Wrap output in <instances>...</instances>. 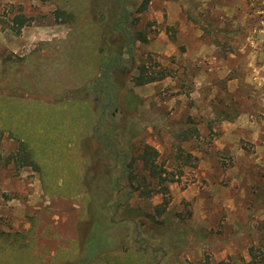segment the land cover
Segmentation results:
<instances>
[{
  "label": "rangeland",
  "instance_id": "obj_1",
  "mask_svg": "<svg viewBox=\"0 0 264 264\" xmlns=\"http://www.w3.org/2000/svg\"><path fill=\"white\" fill-rule=\"evenodd\" d=\"M143 1L0 0V264H70L80 241L109 245L97 219L84 237L97 189L116 237L93 264H264V0ZM66 26L57 65L20 62ZM139 64L152 82L133 84ZM95 65L80 146L93 115L76 85ZM144 144L157 179L134 160Z\"/></svg>",
  "mask_w": 264,
  "mask_h": 264
},
{
  "label": "trees",
  "instance_id": "obj_2",
  "mask_svg": "<svg viewBox=\"0 0 264 264\" xmlns=\"http://www.w3.org/2000/svg\"><path fill=\"white\" fill-rule=\"evenodd\" d=\"M148 1L149 0H144L142 2V4L140 5V8H139V11H141L145 8ZM18 17H20V16H18ZM23 22H24V18L21 17V19L19 20V24L22 25ZM116 23L118 24L119 22L117 21ZM135 38H137V37L135 36L133 39H135ZM141 40L145 41L146 37L145 36L141 37ZM138 69H139V73L136 76H133L131 78V81L133 82L134 85H144V84L150 83L154 80V78L152 76V72L148 70V68L145 64H139ZM184 136H186V135H184ZM158 155H159V153L156 150V148H154L153 146H151L149 144H144L142 146V148L140 149V152L138 153L137 157L134 160L138 159L142 163V166L147 171H149L150 176L153 179H157L158 177H160L161 173L163 172L162 168L156 163ZM27 159H28V156L24 152L22 162L23 163H31V161L27 160ZM128 174H129L128 178L130 180L136 178V175H133L131 170L128 172ZM111 181H113V179ZM116 182L117 181L115 180L114 183H116ZM88 185H91V184H88ZM142 185L145 187L148 185L146 183L145 177H141V181H138V185L136 186V188H139ZM94 191H95L94 193H91V191L89 192L91 199H90V202L88 203V207L86 209V215H87L86 222L88 223V227H87V232L85 233L84 237L89 236L90 238H92V235H93L92 234V231H93L92 225L96 221L95 219H97L98 220L97 222L100 225V227L106 229V233L108 234V237L110 239V244L103 247V248L99 247L96 250H93L94 247L92 245L88 246V247H84L82 245V242L80 241L79 256L75 260L71 261L70 264H93L94 262H96L95 260L97 259V254L99 255L105 251L114 250L113 249L114 238L116 237V235L111 233L110 230L113 227H115L114 226L115 223L111 224L110 218H109L110 217L109 203L112 200V196H109L107 193L101 192L98 189L94 190ZM167 191H168L167 187L164 186L160 191L155 190L154 192L166 193ZM148 193H150V192H148ZM93 202H95L96 206L93 205ZM96 212L99 213V215L97 217L93 216L94 213H96ZM179 247L180 246L176 243V247H174L173 251H172L173 256L177 254ZM99 263L100 264H107L105 261H101ZM99 263H96V264H99ZM108 264H111V261L110 262L108 261Z\"/></svg>",
  "mask_w": 264,
  "mask_h": 264
},
{
  "label": "crops",
  "instance_id": "obj_3",
  "mask_svg": "<svg viewBox=\"0 0 264 264\" xmlns=\"http://www.w3.org/2000/svg\"><path fill=\"white\" fill-rule=\"evenodd\" d=\"M59 15L62 16L65 21H69L70 18H71V14H69L66 10H63V9L57 11L56 17L58 18ZM65 21H63V22H65ZM72 30L73 29H72L71 26L70 27L66 26V27H62V28H53V29H51V43L49 42V43H45L44 45H42L43 47H45L44 50L43 49H38V50L31 49L30 50L29 48L26 49L24 52L21 50L22 54H19V56L22 57V59H20L21 60L20 62L22 63L27 57L30 59V55L32 53H35L36 54L35 57H37V59H39L41 61H45V60L47 61V60L51 59V66L52 65H57L58 61H61L62 58H63L61 55H57L58 54L57 51H59V50L66 51L65 49L71 47V45H72V44L69 45L72 42L70 40H68L69 39V34L71 33ZM116 30H117V27H116ZM124 40L126 41L125 38H124ZM61 44H64L66 46H62ZM56 45H59L60 48H57ZM8 50H10V49L8 48ZM14 50H15V48H12L10 51H14ZM14 53L17 54L15 51H14ZM10 61H6V63H8ZM98 70H99V65H95L94 73L91 76L84 77L76 85V86H78L77 89L80 90V94H81L80 97L82 99H85L88 102V104L91 107L92 115H93L92 118H91V121L89 123L88 129L84 130L83 133L79 137L80 138V141H79L80 146H81V141L83 140V138H85V136H87L89 134V132L94 130V123H95V117H96V107H95V101L91 100L90 96L88 95L89 94V89L88 88H90L89 87L90 85H93L94 83L96 84V82L98 81L97 80V78H98L97 74L99 72ZM90 90H91V88H90ZM76 147H78V146H76ZM51 209H52V207H51ZM71 209L72 208H69L68 211H70ZM62 211H64V210H62ZM65 241L66 242H70V240H65ZM72 241H73V239H72ZM75 243L77 245L76 241H75ZM64 250H70V249H65L64 248ZM72 251H69V252H72ZM57 252L58 251H56V250H51V257H54L55 255H57L56 254ZM79 253H80L79 250L73 251V254H72L73 258H77L79 256Z\"/></svg>",
  "mask_w": 264,
  "mask_h": 264
},
{
  "label": "flooded vegetation",
  "instance_id": "obj_4",
  "mask_svg": "<svg viewBox=\"0 0 264 264\" xmlns=\"http://www.w3.org/2000/svg\"><path fill=\"white\" fill-rule=\"evenodd\" d=\"M132 15V12H129V16H131ZM127 20H125V22H126ZM131 23H133V21H131ZM129 24V25H126L127 27H128V29H129V27H130V25H132V24ZM116 27H117V32L119 33V35L124 39H126V40H129L126 44H125V49L127 50V51H129V52H131L132 51V46L130 45V43L131 42H134V40L131 38L132 37V35H130V36H128L127 35V31H126V29L124 28V26H121L119 23L118 24H116ZM132 59V58H131ZM123 63V60L121 59V60H119V61H117V62H115V64L116 65H121ZM130 66L132 67L133 65H132V62L130 63Z\"/></svg>",
  "mask_w": 264,
  "mask_h": 264
}]
</instances>
